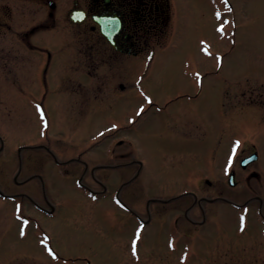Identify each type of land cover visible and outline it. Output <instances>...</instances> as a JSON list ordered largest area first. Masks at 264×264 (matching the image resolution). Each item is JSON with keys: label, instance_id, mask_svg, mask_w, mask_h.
I'll return each instance as SVG.
<instances>
[{"label": "rangeland", "instance_id": "rangeland-1", "mask_svg": "<svg viewBox=\"0 0 264 264\" xmlns=\"http://www.w3.org/2000/svg\"><path fill=\"white\" fill-rule=\"evenodd\" d=\"M228 1L229 14L223 0H171L173 47L156 56L141 83H128L130 91L122 96L77 106L74 95L66 96L79 92L74 80L57 85L48 79L47 97L61 98L57 93L68 87L62 106L40 100L42 89L37 100H5L0 188L38 201L36 181L17 187L15 180L41 173L53 213L39 215L28 200L0 194V264H264V0ZM69 59L77 63L79 58ZM134 68V76L140 75L143 68ZM59 69L55 63L54 75ZM199 76L201 94L185 104L189 108L169 104L178 115V138H164L167 111L159 109L174 95L194 93L189 82ZM223 81L230 83L226 98ZM255 88L250 99L236 95ZM140 89L151 100L140 96ZM191 112L196 117L182 115ZM132 143L136 158L145 163L137 180L122 187L136 166L129 172L96 165L110 163L115 150ZM31 146L71 160L59 165L50 155L44 158V149ZM253 150L258 161L243 171L239 162ZM18 151L23 156L19 174ZM36 162L43 169H35ZM231 170L234 186L228 184ZM119 200L142 219H147V201L154 200L152 223L140 237L134 234L137 218ZM187 218L204 224L194 227Z\"/></svg>", "mask_w": 264, "mask_h": 264}, {"label": "flooded vegetation", "instance_id": "flooded-vegetation-1", "mask_svg": "<svg viewBox=\"0 0 264 264\" xmlns=\"http://www.w3.org/2000/svg\"><path fill=\"white\" fill-rule=\"evenodd\" d=\"M174 26L168 0H0V117L5 114L6 99H15L18 102L26 99L37 100L40 99L37 98L38 89H42L40 100L47 101L48 104L54 101L58 106H62L65 100L61 99L65 98L62 93H66L68 87H65V92L57 93L61 98L47 97L48 79L51 82L55 80L57 85L71 84L74 80L72 84L77 85L79 92L68 90L66 96L74 95L72 100L77 106L85 100L98 101L106 95L122 96L128 93V83L140 84L154 58L173 47L172 40L177 31ZM105 34L109 35L111 42ZM72 56L79 58L77 63L70 61L69 57ZM139 58L141 61H138ZM55 63L59 64V71L61 70L57 75H54L53 70ZM135 65L143 68L142 75L134 76ZM49 73L51 75H48ZM135 79L137 80L134 81ZM189 83L194 85V93L186 91L174 95L159 109L167 111L164 138H178L177 126L174 123L178 115L175 114V109H169L167 106L171 103L185 105L197 100L201 94L202 77ZM223 85L225 91L221 92V95L226 98L229 93L226 89L229 90L230 83L223 81ZM255 91L256 88L249 91L244 89L236 95H247L250 99L251 93ZM85 94L87 98L84 97ZM139 94L149 98L142 90ZM219 103L225 107V102L222 103L219 99ZM185 107L189 108L186 105ZM190 109L195 111V108ZM182 115L196 117L195 112ZM27 148L44 149V158L47 159L50 155L59 165L71 160L60 161L47 147ZM173 149L170 147L168 151L173 152ZM134 152L132 143L124 151L115 150L110 163L96 166L98 169L113 171L126 168L129 172L136 166L135 172H131V180L126 182L132 183L141 174L145 163L137 159ZM1 154L2 149L0 159ZM17 161L19 174L23 167L20 151ZM252 164L242 170L247 171ZM35 169H43L42 163L36 162ZM4 174L3 170L0 176ZM253 174L252 172L249 175ZM31 181H36L35 187L40 188L39 196L37 191L35 192L38 201L22 191L5 193V189L0 188V192L5 198L28 200L39 215L50 217L53 204L41 173H33L22 181L16 178L15 184L21 187ZM95 181L102 185L103 190L106 189L101 182L96 179ZM117 194L119 196V192ZM190 194L194 195L192 192ZM124 205L138 218V222L143 224L141 227H148L152 223L149 205L146 207L148 219H141L128 204ZM259 210L261 212L262 208ZM24 215L22 214L23 217ZM185 215L187 217L188 212ZM261 218L264 222V215H261ZM186 222L194 227H202L204 224V220L198 222L189 218ZM177 223V220L173 221V224Z\"/></svg>", "mask_w": 264, "mask_h": 264}, {"label": "water", "instance_id": "water-1", "mask_svg": "<svg viewBox=\"0 0 264 264\" xmlns=\"http://www.w3.org/2000/svg\"><path fill=\"white\" fill-rule=\"evenodd\" d=\"M257 159V154L251 155L248 159L242 161V166L245 167L247 163L252 162ZM229 182L231 185H234V176L233 174L230 175Z\"/></svg>", "mask_w": 264, "mask_h": 264}]
</instances>
